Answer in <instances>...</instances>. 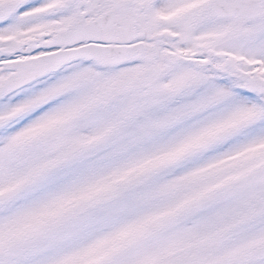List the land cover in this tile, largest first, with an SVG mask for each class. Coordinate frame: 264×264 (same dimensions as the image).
<instances>
[{"label": "snow or ice", "instance_id": "obj_1", "mask_svg": "<svg viewBox=\"0 0 264 264\" xmlns=\"http://www.w3.org/2000/svg\"><path fill=\"white\" fill-rule=\"evenodd\" d=\"M0 264H264V0H0Z\"/></svg>", "mask_w": 264, "mask_h": 264}]
</instances>
